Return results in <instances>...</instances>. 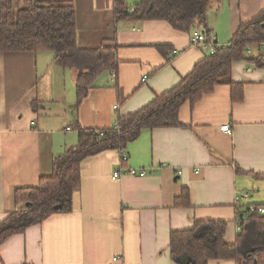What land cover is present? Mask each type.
<instances>
[{"label": "crops", "instance_id": "crops-1", "mask_svg": "<svg viewBox=\"0 0 264 264\" xmlns=\"http://www.w3.org/2000/svg\"><path fill=\"white\" fill-rule=\"evenodd\" d=\"M138 2L126 0L129 6ZM113 5L74 0L78 47L105 44L118 60L115 77L102 72L77 109L76 72L57 65L52 53L0 54V221L16 209L17 189L51 176L54 159L76 145L78 126L114 127L118 116L171 90L206 57L189 33L165 21H115ZM263 10L264 0H212L205 13L208 40L226 46ZM230 79L242 85L240 102L231 101L228 85H219L180 107L183 127L143 130L122 153L86 157L72 211L8 238L0 245V264H174L170 233L196 221L226 222L224 240L234 243L240 217L251 207L264 209V69L234 62ZM223 125L230 134L220 131ZM118 166L146 175L112 180ZM183 190L188 207L177 200ZM238 194L247 198L235 202Z\"/></svg>", "mask_w": 264, "mask_h": 264}, {"label": "trees", "instance_id": "trees-1", "mask_svg": "<svg viewBox=\"0 0 264 264\" xmlns=\"http://www.w3.org/2000/svg\"><path fill=\"white\" fill-rule=\"evenodd\" d=\"M211 1L139 0L129 6L126 0H113V18L117 22L165 21L173 29L191 34L199 26L205 27V13ZM263 44L264 10L242 24L229 44L196 63L171 90L157 95L132 114L118 116L114 127L91 130L78 126L76 145L66 148L54 159L51 176L41 178L35 187L14 192L16 209L0 221V245L51 215L72 211L73 195L80 186V165L86 157L106 150L122 153L143 130L183 127L178 119L180 107L185 103L194 105L219 85H228L231 101L240 102L242 85L230 79L232 64L244 61L249 67L264 69ZM115 50L111 46L78 47L74 0H31L29 8L18 10H14L13 0H0V54L52 53L57 65L76 72L75 109L102 72L116 71ZM36 103L32 105L34 110ZM177 200L188 207V191L183 190ZM246 213L240 217L239 233L232 244L224 240V221H196L189 230L171 232L172 262L208 264L212 260L231 259L237 264H256V255L264 253V214L250 209Z\"/></svg>", "mask_w": 264, "mask_h": 264}, {"label": "built area", "instance_id": "built-area-1", "mask_svg": "<svg viewBox=\"0 0 264 264\" xmlns=\"http://www.w3.org/2000/svg\"><path fill=\"white\" fill-rule=\"evenodd\" d=\"M190 43L192 46L197 47L201 49L204 53L207 55H213L215 52L220 49L223 46H219L217 44H214L208 40L207 36V30L203 26H199L196 28L191 34H190ZM262 49L264 48V44L261 47ZM247 53L249 54L250 51L247 50ZM112 76L115 77V72H112ZM146 76L142 78V82H145ZM72 128L67 127L65 131H71ZM220 131L230 134L231 133V127L229 125H223L220 127ZM101 134V133H100ZM120 159L122 161L127 160V156L122 154L120 156ZM123 175H129L132 177H139L143 178L146 175V172L144 169H136V168H124L122 166H118L116 170H114L111 174V179L112 180H119ZM242 198H247L246 194L242 195H236L235 196V202H239ZM251 212L257 211L260 214H264V209L263 208H257L255 209L254 207L250 208ZM113 261H120V258H113Z\"/></svg>", "mask_w": 264, "mask_h": 264}, {"label": "rangeland", "instance_id": "rangeland-1", "mask_svg": "<svg viewBox=\"0 0 264 264\" xmlns=\"http://www.w3.org/2000/svg\"><path fill=\"white\" fill-rule=\"evenodd\" d=\"M31 6V0H13L14 10L29 8ZM105 46V44H104ZM257 264H264V253H259L255 257Z\"/></svg>", "mask_w": 264, "mask_h": 264}, {"label": "water", "instance_id": "water-1", "mask_svg": "<svg viewBox=\"0 0 264 264\" xmlns=\"http://www.w3.org/2000/svg\"><path fill=\"white\" fill-rule=\"evenodd\" d=\"M27 205H28V204H27ZM27 205H26V206H27Z\"/></svg>", "mask_w": 264, "mask_h": 264}]
</instances>
